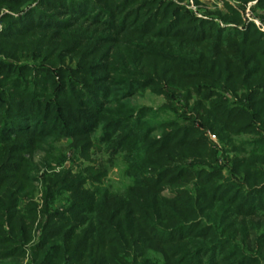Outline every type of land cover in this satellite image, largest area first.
<instances>
[{
    "label": "trees",
    "instance_id": "16d2710c",
    "mask_svg": "<svg viewBox=\"0 0 264 264\" xmlns=\"http://www.w3.org/2000/svg\"><path fill=\"white\" fill-rule=\"evenodd\" d=\"M0 15V264H264V32L163 0H0ZM146 90L171 117L130 102ZM207 133L236 155L219 165ZM62 138L87 161L104 145L129 184L110 189L101 162L55 172L47 150L35 178Z\"/></svg>",
    "mask_w": 264,
    "mask_h": 264
},
{
    "label": "rangeland",
    "instance_id": "374dc122",
    "mask_svg": "<svg viewBox=\"0 0 264 264\" xmlns=\"http://www.w3.org/2000/svg\"><path fill=\"white\" fill-rule=\"evenodd\" d=\"M165 3H171L179 7L188 16L196 18L197 20L211 21L216 26L219 27H230L237 28L238 30H243L249 25H253L260 32H264V5L258 6L256 0H163ZM8 13V10H3L1 15ZM232 13H236L239 16V22L231 21ZM0 15V16H1ZM223 17H229L228 21H223ZM4 27V24L0 22V31ZM13 52V50H12ZM28 56V54L26 55ZM23 55V58H17L16 62L19 65H33L32 59ZM3 59V56H0ZM75 58L70 59V63L74 65ZM36 64V63H35ZM70 67V64H68ZM130 102L136 107H148L152 110L164 111L163 106L166 104V100L162 95L155 94L149 90H146L142 94H138L130 99ZM180 105L182 102L173 101ZM162 117H171V111H164ZM210 140L218 148L219 153L217 154L218 164H225L228 160L236 155L229 146L223 145L216 135L207 133ZM247 137H241L237 141L244 140ZM72 139L62 138L57 141L48 140L46 146H43L41 150L34 154V164L39 168V173L34 174L35 178H42V167L38 166L40 162L45 158L46 150L56 154V156L63 157V163L61 166L52 165L55 172H59L62 168H72L73 172L78 171L88 165L96 166L98 169V162L104 165V162L108 159L107 153L105 152L104 145H99L97 147H92L90 151L91 161L85 160V158L78 155L72 146ZM45 151V152H44ZM104 167L107 168V176L104 179V184L109 186L110 189L114 191H122L124 187L129 184V179L125 174L124 164L120 159H116L115 162L111 164H105ZM225 174V171H224ZM34 200L40 203L41 198V183H35ZM163 195L170 196L169 191H164ZM20 206L23 205V201H20ZM62 203L58 202L56 207H60ZM252 239V237L250 238Z\"/></svg>",
    "mask_w": 264,
    "mask_h": 264
}]
</instances>
